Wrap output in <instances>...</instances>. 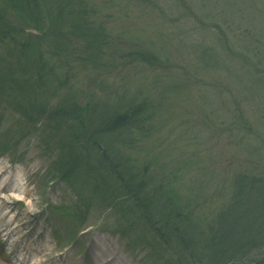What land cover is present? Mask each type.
Masks as SVG:
<instances>
[{
  "label": "rangeland",
  "instance_id": "obj_1",
  "mask_svg": "<svg viewBox=\"0 0 264 264\" xmlns=\"http://www.w3.org/2000/svg\"><path fill=\"white\" fill-rule=\"evenodd\" d=\"M41 1L35 4L40 11L28 12L50 34L45 38L36 34L40 28L28 27L30 18L23 20V13L12 9L14 1L0 0V7L35 40L45 42L43 50L56 73L50 87L52 103L133 99L148 107L151 129L132 155L147 154L155 167L164 166L168 179L177 176L168 173L176 169L185 178L184 190L202 181L197 190L204 197L196 213L193 206V214L210 215L222 198L218 188L231 183L236 172L264 175V0ZM57 6L73 12L68 21H55L51 8ZM58 32L65 42H57ZM5 44L6 49L15 48L11 41ZM13 117L0 106V146L8 141L5 131ZM53 130L60 133L54 125L47 132ZM36 142L33 135L21 141V163L16 164L11 150L0 152L1 166L13 173L21 168L22 183L21 191H10L7 208L12 210L7 220L17 218L14 226L21 237L14 234L7 241L1 236L0 264H10V247L17 249L26 238L27 245L44 249L41 254L50 253L46 264H93L91 242L99 236L111 242L125 262L140 264L118 237L97 226H89L76 241L68 240L79 225L68 227L55 207L71 203L74 194L60 181L48 180V160ZM8 176V171L2 174L0 183ZM170 183L175 191L177 183ZM3 206L7 204L1 201ZM108 214L109 210H99L96 221ZM202 222L198 218L195 227H203Z\"/></svg>",
  "mask_w": 264,
  "mask_h": 264
},
{
  "label": "trees",
  "instance_id": "obj_2",
  "mask_svg": "<svg viewBox=\"0 0 264 264\" xmlns=\"http://www.w3.org/2000/svg\"><path fill=\"white\" fill-rule=\"evenodd\" d=\"M10 1H14L12 9L23 13V20L30 18L28 27L44 29L29 13L40 11L34 5H38L37 0ZM52 10L55 21L62 23L73 14L61 6ZM63 39L58 37L57 42H65ZM5 41H11L21 57L15 49L6 51ZM42 42L21 29L9 11L0 7V43L4 50L0 58V91L17 97L12 105L29 122L34 113L39 119L50 117L43 92L50 93L46 87H53L56 73ZM55 116L60 131L55 146L60 145L61 153L53 168L62 180L68 178L73 186L78 185L76 211L85 214L105 206L115 214L111 225L127 232L160 264H189L191 259L192 264H264V175L236 172L226 209L219 211L207 228L193 227L183 222L186 205L174 196L171 183L162 174L164 167L155 168L148 155H132L137 152L140 138L147 137L151 129L153 114L145 105L126 102L123 107L71 100ZM68 120L71 123L65 128L63 123ZM83 214L78 211L75 215ZM203 251L205 254H201Z\"/></svg>",
  "mask_w": 264,
  "mask_h": 264
},
{
  "label": "bare ground",
  "instance_id": "obj_3",
  "mask_svg": "<svg viewBox=\"0 0 264 264\" xmlns=\"http://www.w3.org/2000/svg\"><path fill=\"white\" fill-rule=\"evenodd\" d=\"M0 169V176H2V174L5 173V167L2 165ZM11 190L16 191L18 190V188L10 183H0V202L2 201L7 204L6 207L3 206L0 208V215L1 212L7 210L9 204L11 203L10 199L11 197H13V194L10 193ZM11 211L12 210H7L5 213L6 217H2V220H0V235H2L3 233L8 236H13L14 234L19 235V232L21 231L18 229V227H14L17 219L16 217L12 220H7V217L11 216ZM19 236L21 237V235ZM27 239L28 238H26L24 241H21V247L26 251L27 254L30 251V255L33 256L32 252L35 250L36 246H28ZM92 253L95 260L93 264H128L127 262H125L122 256L116 255L115 248L112 246L111 242H107L104 238H96L95 241H93ZM27 254L25 255L26 258ZM34 256L36 258V261L33 264H46L51 261V256L48 255V252L35 254ZM26 258L24 261V259H18L14 257L10 264H27Z\"/></svg>",
  "mask_w": 264,
  "mask_h": 264
}]
</instances>
